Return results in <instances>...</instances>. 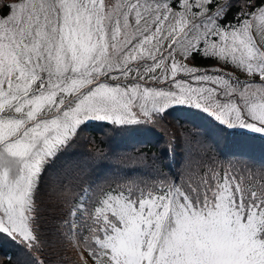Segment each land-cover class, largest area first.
Segmentation results:
<instances>
[{
    "label": "snow or ice",
    "instance_id": "1",
    "mask_svg": "<svg viewBox=\"0 0 264 264\" xmlns=\"http://www.w3.org/2000/svg\"><path fill=\"white\" fill-rule=\"evenodd\" d=\"M0 250L264 264V0H0Z\"/></svg>",
    "mask_w": 264,
    "mask_h": 264
},
{
    "label": "trees",
    "instance_id": "2",
    "mask_svg": "<svg viewBox=\"0 0 264 264\" xmlns=\"http://www.w3.org/2000/svg\"><path fill=\"white\" fill-rule=\"evenodd\" d=\"M173 116L175 119L172 120V124L176 128L177 131H185V132L191 133V132H196L199 130L194 125L187 123L185 120H191L192 122L197 123V124L203 123L202 121L196 119L195 117H190L189 115L182 114L180 111L174 112ZM93 135L96 136L97 138H100V135L98 132H94ZM135 147L140 148L143 151L151 150L155 152L159 147H161V145L156 143L155 139L153 138L150 141L138 143L135 145ZM2 254H3V250H0V255ZM69 255H71V253H69Z\"/></svg>",
    "mask_w": 264,
    "mask_h": 264
},
{
    "label": "rangeland",
    "instance_id": "3",
    "mask_svg": "<svg viewBox=\"0 0 264 264\" xmlns=\"http://www.w3.org/2000/svg\"><path fill=\"white\" fill-rule=\"evenodd\" d=\"M257 39L259 40V37H257Z\"/></svg>",
    "mask_w": 264,
    "mask_h": 264
}]
</instances>
